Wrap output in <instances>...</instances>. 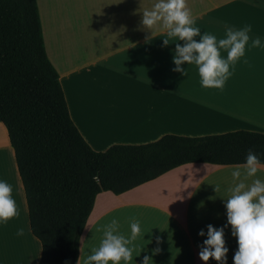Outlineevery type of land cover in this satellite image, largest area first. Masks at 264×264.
Wrapping results in <instances>:
<instances>
[{
	"label": "crops",
	"instance_id": "0c3cea01",
	"mask_svg": "<svg viewBox=\"0 0 264 264\" xmlns=\"http://www.w3.org/2000/svg\"><path fill=\"white\" fill-rule=\"evenodd\" d=\"M156 2L37 0L48 57L60 75L71 119L89 146L105 152L168 134L204 137L240 130L264 134V46L252 48L249 42L245 57L230 68L233 75L223 90L203 88L194 64L184 65L188 77L172 71L178 38L164 47L166 30L159 25L149 41L151 31L140 30L141 12ZM186 3L201 34L220 39L225 23L236 28L251 24L250 36H259L264 45V0ZM221 55L226 58L227 53L221 50ZM231 172V165L189 163L125 193L98 194L81 236L79 264L99 246L102 225L117 218L127 238L132 217L140 221L142 231L129 245L135 247L129 264H143L145 256L151 257V264H204L199 245L207 239V226L227 224V188L236 183ZM255 178L264 179V169L246 182ZM0 180L13 186L20 209L18 217L0 224V264H39L42 244L31 232L15 151L1 122ZM217 184L219 193L214 190ZM21 227L25 234L17 236ZM225 240L227 264H234L238 243L230 226L225 228ZM208 264L217 262L211 259Z\"/></svg>",
	"mask_w": 264,
	"mask_h": 264
},
{
	"label": "trees",
	"instance_id": "16d2710c",
	"mask_svg": "<svg viewBox=\"0 0 264 264\" xmlns=\"http://www.w3.org/2000/svg\"><path fill=\"white\" fill-rule=\"evenodd\" d=\"M43 37L37 0H0V122L15 151L39 264H78L98 194L125 193L185 164L264 163V134H168L142 145L94 151L73 123Z\"/></svg>",
	"mask_w": 264,
	"mask_h": 264
},
{
	"label": "clouds",
	"instance_id": "9594fccd",
	"mask_svg": "<svg viewBox=\"0 0 264 264\" xmlns=\"http://www.w3.org/2000/svg\"><path fill=\"white\" fill-rule=\"evenodd\" d=\"M141 29L151 31L149 41L156 36L154 29L159 25L166 30L163 46L169 45L170 39L178 38L182 43H175L172 69L188 77V70L184 65H195L198 69L200 84L203 88L223 90L228 79L233 75L231 69L245 57L246 48L251 41L252 48H261L259 36L252 37V25L245 24L236 28L224 24L223 38L210 33L201 34L196 27V20L187 6L186 0H157L151 9L142 12ZM199 37V39H196ZM224 50L226 58L221 55ZM244 63H249L247 59ZM207 165H205L206 167ZM231 176L236 183L227 188L225 208L227 210V224L216 228L207 226V239L199 245V258L208 264L214 259L217 264H227L229 249L226 246L225 228L231 227L232 236L236 238L238 249L234 254V264H264V179H251L264 169V163L254 150L249 149L245 161L231 165ZM243 176V179H242ZM216 193L221 191L220 185L214 187ZM13 186L5 180H0V224H7L11 219L20 215V209L13 198ZM203 205H201L202 207ZM131 235L127 237L120 232V222L113 218L109 223L101 226L102 238L98 247L92 248L86 255L84 264H129L135 247H129L141 234L140 221L130 218ZM24 228H18L16 235L24 236ZM201 237L205 232H199ZM83 239V238H81ZM159 249L154 250L153 255ZM80 260V258H79ZM78 260V264H79ZM151 257L145 256L143 264H151Z\"/></svg>",
	"mask_w": 264,
	"mask_h": 264
}]
</instances>
